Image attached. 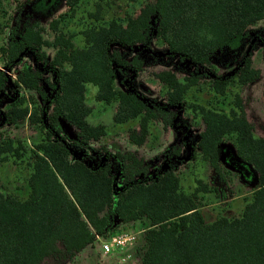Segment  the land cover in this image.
Here are the masks:
<instances>
[{"label":"trees","instance_id":"16d2710c","mask_svg":"<svg viewBox=\"0 0 264 264\" xmlns=\"http://www.w3.org/2000/svg\"><path fill=\"white\" fill-rule=\"evenodd\" d=\"M36 1L46 10L48 0ZM78 2L55 4L73 9ZM22 5L17 2L16 7ZM14 14L7 18L9 34L0 45L4 66L15 73L11 78L0 71V129L28 119L45 139L36 144L29 197L21 200L0 190V264H71L86 246H94L95 234L107 238L140 219L149 222L142 236L140 264H264V138L253 135L240 96L236 97L239 112L225 114L200 106L203 128L195 135L194 127H184L177 118L185 92L200 76L180 80L171 65L153 73L166 88L158 104L138 80L144 70L139 52L145 51L155 57L152 66L175 58L202 69L219 94L232 79L242 86L257 81L261 73L251 65L250 50L261 45L264 60L261 33L247 38L240 61L227 70H217L211 57L219 49L239 44L264 21V0H153L124 23L112 19L107 25L85 29L84 48H74L70 38L58 33L59 20L53 18L49 28L56 32L52 42L56 51L51 58L43 49L48 43L39 29L16 35ZM117 73L123 75L121 80ZM43 78L49 94L43 90ZM87 83L97 87L96 100L116 103L115 123L138 118V127L128 136L138 146L145 141L149 122L160 121L164 128L187 137L182 145L189 158L197 150L220 172L219 145L225 135L235 134L236 154L252 172L254 183L240 216L206 222L195 193L180 190L172 167L162 169L161 163L148 172L134 153L111 151L100 144L106 131L103 125L87 121L92 110L85 102ZM24 90L34 92L30 100L36 106L26 103ZM14 142L0 130V162L6 153L18 152ZM170 154L179 156L180 149L165 155ZM202 190H207L206 185Z\"/></svg>","mask_w":264,"mask_h":264},{"label":"rangeland","instance_id":"374dc122","mask_svg":"<svg viewBox=\"0 0 264 264\" xmlns=\"http://www.w3.org/2000/svg\"><path fill=\"white\" fill-rule=\"evenodd\" d=\"M48 1L46 10H43L36 0H31L28 3H25V0H0V43L7 40L9 34V28L6 26L7 18L9 14L15 13L16 20H13L12 26L16 29V35H20L28 28L39 29L48 43L43 45V49L51 58L56 51V48L52 46L56 32L49 28V23L53 18L59 20L58 33L60 32L65 37L70 38L74 48H84L86 42L82 32L85 29L107 25L112 19L124 23L128 18L138 15L141 9L153 0H79L73 9L55 4L59 0ZM17 2L23 4L20 9L16 7ZM155 24V16H152L151 25L155 26ZM260 33L264 35V21L254 25L248 31V37L242 38L236 46H227L217 50L211 57L213 66L216 65L217 70L219 68L227 70L226 68L229 66L237 64L245 52L247 40L252 35ZM261 47L260 45L250 50L251 65L255 69H259L260 79L248 86H242L236 79H232L223 94L214 90L211 79L203 76L205 73L202 69L196 70L189 63L175 60V58L171 63L152 66L155 64V57L145 51L139 52L144 70L140 73L138 80L146 94L152 97L151 101L158 104L156 100L161 99L160 97L165 94L166 88L153 76V73L164 70L171 65V68L177 71L180 80H184V76L192 74L200 76L199 81L190 86L184 94L185 105L181 110L180 117H176L180 124L184 127H187L188 124L194 127L193 132L196 135L203 128L200 106L225 114H230L232 110L239 112L236 97L240 96L247 118L252 124L253 135L264 138V60L260 54ZM25 59L32 60L27 56ZM158 59L160 61V57L156 58V60ZM5 73L11 78H15V73L12 70ZM122 78L123 75L117 73V79L121 80ZM42 86L46 94H49L51 89L45 78L42 79ZM119 86L122 87L123 84L121 83ZM96 91L95 85L86 84L85 102L92 109L87 121L91 125H103L106 131V135L100 144L111 151L120 150L126 153H134L143 160L148 167V172L155 170L166 161L164 158H168L167 165L172 167L179 176L180 190L188 195L195 193L198 209H200L206 222H211L222 216L230 219L240 216L244 205L251 198L254 190L253 174L249 169H246L241 176L239 172L222 163L220 172H217L207 160L202 158L197 150L194 158L185 159L188 154L182 145V133L178 130L176 132L170 127L164 128L160 121L152 120L149 122L148 133L142 145L138 146L131 143L128 136L133 129L138 127V118L124 123H115L113 114L116 110V103L107 104L96 100ZM23 95L30 107L36 106L30 100V96H34V92L24 90ZM39 99L42 101V98ZM0 130L6 138H13L14 145L18 148V152L6 153L4 160L0 162V190L5 194H11L25 200L30 194L28 178L32 173L34 153L38 151L36 144L42 142L45 135L35 125L30 124L28 119L19 122L16 126H4ZM195 135L194 137H196ZM234 137L235 134L233 133L225 135L219 149L223 143L233 145ZM178 148L180 149L179 156L165 155L166 153H173ZM198 181H201V184ZM202 185H206L207 190H202ZM148 226L147 219H140L123 226L136 232L137 237L135 249L132 251L134 258L126 262H120V256L116 252L104 255L100 244L101 239L105 238L100 234H95L94 246H86L74 257L71 264H140L139 256L144 249L142 236Z\"/></svg>","mask_w":264,"mask_h":264},{"label":"built area","instance_id":"2783aa9c","mask_svg":"<svg viewBox=\"0 0 264 264\" xmlns=\"http://www.w3.org/2000/svg\"><path fill=\"white\" fill-rule=\"evenodd\" d=\"M1 44L2 43H0V45ZM2 58L3 55L0 50V71L8 72L7 68L2 62ZM97 238L99 237L97 236ZM136 241V232H134L132 229L124 228L105 239H101L100 246L104 255L116 252L120 256L119 261L126 262L134 258L132 251L135 249Z\"/></svg>","mask_w":264,"mask_h":264},{"label":"water","instance_id":"95a60500","mask_svg":"<svg viewBox=\"0 0 264 264\" xmlns=\"http://www.w3.org/2000/svg\"><path fill=\"white\" fill-rule=\"evenodd\" d=\"M249 49H250V46H248L246 54L248 53ZM62 126L68 135H71V136L73 135V131L66 123L62 122ZM219 151H220L219 152L220 161L223 164L227 165L228 167L232 168L233 170L239 172L241 176L243 172H245L246 169H248L247 165L236 154L235 147L232 144L223 143ZM187 158L189 159V156L185 157V159ZM167 167H168L167 163L164 162L162 169H165Z\"/></svg>","mask_w":264,"mask_h":264},{"label":"flooded vegetation","instance_id":"af4514ba","mask_svg":"<svg viewBox=\"0 0 264 264\" xmlns=\"http://www.w3.org/2000/svg\"><path fill=\"white\" fill-rule=\"evenodd\" d=\"M182 125V124H181ZM178 128V127H177ZM187 142V137H183V141H182V144L183 143H186Z\"/></svg>","mask_w":264,"mask_h":264}]
</instances>
